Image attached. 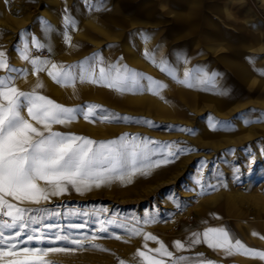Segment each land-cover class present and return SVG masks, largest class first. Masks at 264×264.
<instances>
[{
  "label": "rangeland",
  "instance_id": "obj_1",
  "mask_svg": "<svg viewBox=\"0 0 264 264\" xmlns=\"http://www.w3.org/2000/svg\"><path fill=\"white\" fill-rule=\"evenodd\" d=\"M167 1L0 0V51L7 55L10 66L19 70L11 73L13 85L19 90L32 92L35 88L33 82H20L17 77V73L27 72L33 59L47 61L46 68L51 64L65 69L72 66L71 72L78 75L77 66L83 63L87 68L93 56L97 60L91 63V70L97 76L100 67L108 70L116 65L123 70L126 66L142 78L166 85L158 95L148 90V79L139 80L141 87L123 92L79 79L75 87H68L55 83L47 71L34 72L33 79L40 76L45 89H70L49 97L58 104L69 108L98 105L108 113L131 118L89 122L78 116L76 123L84 120L86 126L89 122L93 127L89 131L80 123H68L72 134L86 136L87 132L91 134L89 139L97 142L117 140L127 134L129 138L175 142L179 148L192 149L172 163L151 169L148 175L135 174L130 183L113 180L82 195L69 187L65 195L41 205L61 213L46 222L63 228L62 235H97L99 238L92 243L105 249L101 251L86 241L85 247L74 253L50 254L47 259L54 264H119L121 260L140 264L135 254L138 249L144 250L143 234L151 233L164 243L165 238L180 234L192 237L217 215L230 223L229 229H234L235 218L226 211L227 198L240 203L243 217L250 218L252 224L259 226L264 220V92L260 94L237 81L233 71L220 60L227 54L219 43L220 36L207 40L203 34L210 29L207 18L233 36L250 30L260 32L262 46L248 52L254 54V71L264 77V0H200L195 3L192 23L183 26L178 24L179 19L174 18L173 23L167 17L168 8L162 7ZM179 9L187 13L189 4ZM150 12L154 15L150 16ZM184 31L187 33L183 35ZM33 41L42 47H36ZM25 50L29 60L21 58ZM145 52L150 56L146 57ZM181 58L180 68L190 73L191 86L180 83L183 80L176 75L174 61ZM165 65L168 70L162 71ZM8 75L0 70V77ZM220 76L215 85L223 87L221 99L216 95L203 97L198 92V80L209 82L210 77ZM100 124L105 129H94ZM159 158L162 157H154ZM70 212L79 214L67 215ZM101 221L108 233L97 231ZM80 223L85 227H70ZM131 230L141 235H133ZM115 235L121 238L115 239ZM242 240L248 246L247 240ZM148 247L158 245L148 241ZM252 249L264 251V245ZM184 252L182 256L190 258L188 263L205 254L198 245ZM164 259L171 264L167 257ZM204 259L214 260L207 255ZM227 261L237 263L233 258Z\"/></svg>",
  "mask_w": 264,
  "mask_h": 264
},
{
  "label": "snow or ice",
  "instance_id": "obj_2",
  "mask_svg": "<svg viewBox=\"0 0 264 264\" xmlns=\"http://www.w3.org/2000/svg\"><path fill=\"white\" fill-rule=\"evenodd\" d=\"M66 19L71 22L70 17ZM67 39L70 41V38ZM33 43L36 47H42L38 42ZM145 56L150 54L145 52ZM21 58L29 60L26 50ZM96 60L97 57L93 56L87 68L83 63L78 65V75L71 72L72 66L65 69L63 66L51 64L50 68H46L47 61L33 59L30 62L35 73L47 71L52 80L61 86L75 87V81L79 79L82 83H102L123 92L141 87L139 80L148 79V90L157 95L160 89L166 87L151 81V78L140 77L126 66L123 70L116 65L109 66L108 70L100 67L97 76L91 70V63ZM0 70L9 74L0 77V264H54L47 259L50 254L74 253L84 248L86 241L90 246L105 251L92 243L99 238L97 235L90 238L71 232L62 235L63 228L56 223L46 222L53 217H59L61 213L41 205L50 202L52 197L65 195L69 187L82 195L93 187L99 188L113 180L130 183L135 174L148 175L151 169L172 163L174 159L192 149L179 148L175 142L129 138L127 134L117 140L97 142L83 136L54 131L53 125L71 123L78 116H83L89 122L94 119L127 121L131 118L108 113L98 105L89 104L80 108L60 105L35 91L43 87L39 81L32 92L19 90L13 85L11 76V73L19 70L10 66L3 51H0ZM161 70L167 71V65ZM184 76L185 79L179 82L188 84L190 73L185 72ZM97 109H100L99 112ZM144 123L151 124L150 121ZM212 126L215 127V124ZM157 156L162 158L154 159ZM75 214L79 213H67ZM100 225L97 231L108 233L103 221ZM70 227L84 228L85 223L72 224ZM131 231L133 235H141L138 230ZM114 238L121 237L115 235ZM190 239L193 245L203 242L213 250H222L225 255L241 254L264 260V251L247 247L241 240L234 239L223 227H210L203 233H193ZM143 240L144 250L138 249L135 254L140 264H167L165 257L171 264H188L190 258L174 256L173 251L151 233L143 234ZM148 241L155 242L158 247L149 248ZM33 242H36L35 245ZM174 248L177 252L186 250L185 244L179 240L174 242ZM119 264L126 262L121 260ZM197 264L213 262L200 260Z\"/></svg>",
  "mask_w": 264,
  "mask_h": 264
},
{
  "label": "bare ground",
  "instance_id": "obj_3",
  "mask_svg": "<svg viewBox=\"0 0 264 264\" xmlns=\"http://www.w3.org/2000/svg\"><path fill=\"white\" fill-rule=\"evenodd\" d=\"M197 2L199 4L200 0H169V2L167 1V3H164L162 5V7L168 8L167 9L168 11L165 10V12L167 13V17L168 16H169V18L171 17L172 21L175 20L174 18L179 19L180 21L178 24L183 26V24L187 25V24L192 23V16L191 15H193L195 13L194 12L195 3H197ZM226 2H228V1H226ZM188 4H189L190 10L187 13H185L184 10L179 9V8H182V6L183 7L187 6ZM227 6H229L228 3H227ZM225 9H226V7H225ZM152 15H154V12H150V16H152ZM188 15H190L191 17ZM207 20H208L207 23L209 22L208 25L210 26V29H207L203 33L204 38L207 40H210L213 38V36H216V35L220 36L218 38L219 43L223 46V48H225L227 50V54L220 56V60L223 62L224 65L228 66L233 71V77H235V79L237 81H239L240 83H242L245 86H248L251 89H254V90L257 89L260 92V94H262L261 91L264 92V77L260 76L259 74H257L254 71V68L252 65L254 54L248 52V49L250 50V49H254V48L262 46L261 38H260L261 33L260 32L259 33H253L250 30L247 32H241L237 36H233L232 34H228L226 32V30H224V29H218L219 24L217 22H214L208 18H207ZM113 22H115V21H113ZM225 22H226V20H225ZM173 23H174V21H173ZM170 32H172V29L170 30ZM185 33H187V32L184 31V33H182V34L184 35ZM183 35H179V36H183ZM140 39L142 40V38H140ZM214 40L216 41V39H214ZM141 42H143V41H141ZM135 43L136 42H134V44ZM172 61H174V60H172ZM182 61H183L182 58L179 60L175 59V61H174L175 65L177 66L176 75L178 76V78L180 80L185 79V76H184L185 69L182 67L180 68V64ZM225 68H227V67H225ZM170 69L172 70V67ZM171 72L173 73V71H171ZM221 78H222L221 76L218 79L217 78L214 79V78L210 77L209 82H206V81L204 82L202 80H198V92L199 93L201 92L200 94L203 95V97L216 95V97H219L221 99L222 98L221 94H223V87L222 86L217 87L215 85V83L216 84L219 83ZM208 92H212V93L210 95H207ZM227 94H228V91H227ZM165 183L167 184L166 181H165ZM243 189H245V188H243ZM236 207L237 206L234 205L233 211H235V212H237ZM238 222H239L240 226H243L246 224V221L243 219L238 220ZM205 228H207V227H205ZM173 237H175V236H173Z\"/></svg>",
  "mask_w": 264,
  "mask_h": 264
},
{
  "label": "crops",
  "instance_id": "obj_4",
  "mask_svg": "<svg viewBox=\"0 0 264 264\" xmlns=\"http://www.w3.org/2000/svg\"><path fill=\"white\" fill-rule=\"evenodd\" d=\"M26 70H27V72L25 71L24 73H17V77H18L20 82H25V83L26 82H29V83L33 82V84L36 85L37 82L39 81V82H41L43 84V79L40 76H39V78L35 77L33 79V76H34V74H33L34 73L33 64H29V66L27 67ZM41 89L42 90L35 89V91L38 94L44 95V96H46L48 98L49 97L53 98V96H58V95L60 96L59 92L67 93L66 90H70L68 88L60 90L57 87L56 88L52 87L51 89H45L44 87H42ZM61 102H65V101H61ZM72 104H73V102H71V107H72ZM63 106L68 107V105H63ZM24 114L26 115V110H25ZM72 122H73V124L75 126L80 123L79 124L80 126L88 129L89 131H91L90 128L93 127V126H90L89 122H87L88 124L86 126L85 123H84L85 122L84 120H81L80 122L78 121L77 123H76V120H74ZM67 125L68 124H56V125H53V130L61 132V133H65V134H72L71 133L72 129L68 128ZM94 129L100 130V129H105V127L103 125L98 126V127L95 126ZM96 130H95V132H97ZM85 133L87 135L86 136L83 135V137L89 138V136L91 134H89L87 132H85ZM99 188H101V187H99ZM234 205L237 206L236 207L237 208V212L233 211L234 210ZM218 207L219 206L216 207V210H218ZM226 211L228 212V214L231 217L235 218L234 219L235 220V223H234L235 228L234 229H229V227L227 226L228 223L226 224L227 221H225V218H222L219 215L215 216L214 220H212V222H210V223L209 222L208 223L205 222L204 223L205 224L204 228L205 227H207V228H210V227L211 228H221V227H223V228H225L226 230L229 231V233L231 234V236L234 239H239L242 242H243L242 239L247 240L248 246H249V248L251 247V249L253 247H260V245H264V239L261 238V237H264V220H262L261 223L258 224L259 226L252 224V222L249 220L250 218H244L243 217L242 214L244 212V209H243L242 206H240V203H237V202L231 200L230 198H227V200H226ZM203 212H206V210L203 211ZM207 213H209V212L207 211ZM239 215H241V216H239ZM247 216L248 215H246V217ZM240 219L245 220L246 224L243 225V226H240L239 222H238V220H240ZM228 222H230V221H228ZM207 228H205V229H207ZM205 229L198 230V233H203ZM253 233H257V235H253ZM183 235H185V234H180V235L175 236V237L172 236V237L165 238V241H166L165 245L169 248L170 251H173L174 256H181V255L185 254L184 251L177 252L175 250L174 242L177 241V240L183 242L185 244V248L198 245V250H202L203 253H205L204 256L203 255L202 256L198 255V257H195L192 260H190V263H188V264H197V262L200 261V260L211 261V262H213V264H228L226 262H228L227 260L229 258H233L234 262H237L236 264H241V263H243V264H256L257 263L258 264V263H261V262L264 263V260H261L259 258H253V257H250V256L241 255V254L225 255V253L222 250H213V249L209 248L206 243H203V242L200 243V244L193 245V244H191V239H190L192 237L183 236ZM206 255L209 256V257H213L214 260L204 259V257L206 258Z\"/></svg>",
  "mask_w": 264,
  "mask_h": 264
}]
</instances>
